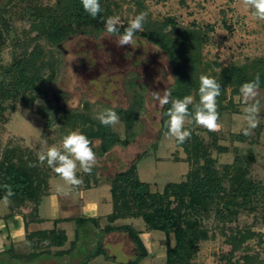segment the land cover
Masks as SVG:
<instances>
[{"label":"rangeland","instance_id":"1","mask_svg":"<svg viewBox=\"0 0 264 264\" xmlns=\"http://www.w3.org/2000/svg\"><path fill=\"white\" fill-rule=\"evenodd\" d=\"M139 1L141 9L131 0H102V5L103 9L108 8V17H119V24L129 22L139 13H145V21L153 25L171 20L174 26L169 24L166 30L195 28L206 32L209 42L202 48V57L203 63L210 64L212 68H208L204 75L213 76L228 65L239 66L264 59V21L256 20L242 0ZM54 3L55 0H0V17H3L8 25V30L3 31L4 44L0 45V65L9 64L14 57L20 55L23 51L20 45L24 42L28 44L29 50L35 44L40 45L44 53L43 59L51 60L55 67V77L53 82L46 86L45 97L33 94V103L29 94L5 101V105L8 108L13 106V109L4 112L0 119V149L12 142V145L18 144L22 149L29 148L36 157L45 141L49 146L55 145L62 149V138L72 129L65 124L63 115L54 111L55 106L98 121L94 118L95 112L103 108L127 109L135 103L139 95L142 97V106L134 127L127 132L120 120L110 126L115 136L121 140L128 139L126 146L117 145L104 151L99 147L98 140H91L97 157V164L92 170L95 175L112 177L137 158L143 157L137 164V173L142 182L150 185L152 192H161L168 182L183 181L190 169L184 161L186 156L183 150L175 145L174 137L160 134L163 108L151 96L152 91L163 92L166 89L172 94L175 76L173 64L165 52L138 36L135 37V45L118 47L115 43L117 37L109 36L104 27L85 29L58 46H52L43 38L35 39L37 31L31 27L32 21L25 15V8L52 6ZM214 63L221 68L214 67ZM47 74L48 71L44 73ZM256 99L261 103V112L258 127L250 136L242 134L243 128L246 127L244 109L247 105L241 94L234 97L228 95V100L224 103L227 109L218 121L220 129L209 131L215 134L213 138L207 129L195 124L193 126L196 127L195 134L203 141L201 163L204 157H210L219 170L221 166L232 164L234 159L238 158L248 170L249 177L264 186L263 89H258ZM37 106L50 109L47 118L38 113ZM190 122L191 119L187 117L185 129ZM73 131L81 133V127L77 126ZM214 139L216 147L212 145ZM153 145L158 149L155 152ZM38 165L43 175L36 180L41 184L46 185L48 178L58 176L46 163ZM76 175L82 180L88 177L96 178L92 174L84 173L78 163ZM56 181L61 182V186L53 188L54 190L60 191L69 187L61 178L49 180L53 187ZM174 205L178 207L177 203ZM47 208L44 199L41 212L43 215H52L45 213ZM29 210L30 207L21 209L22 213ZM9 212L8 203L0 201V216ZM15 217L19 223L20 214H15ZM11 221L12 225H8V229L10 235H13L14 244L6 241L11 239L9 234L7 237L9 232L4 230L6 226L3 225L4 228L0 229V236L3 237L0 252L11 246L16 254H29L31 248L25 240L22 222L17 228L13 226L12 218ZM140 224L144 227L142 220ZM204 226L208 229L209 239L198 244L197 253L187 264H249L240 260V256L245 253L257 256L259 262H264L263 199L258 200L256 204L254 202L252 209L238 210L231 222L223 223L211 215L209 220H204ZM50 228L51 224L40 228L30 225L28 231ZM63 228L68 240L72 241L77 226L69 223ZM82 229L79 230V240L72 250L70 243H66L62 248H52V255L42 256L34 261L14 259L3 254L0 255V264H84L99 245L105 250V255L98 256L89 264H124L134 259L135 246L127 233L114 232L105 235L100 230L95 231L93 227L87 229L88 232H81ZM245 230L254 232L255 236L235 248L234 241L238 237L236 233ZM163 236L162 232L152 231V237L149 236L146 242H151L149 250L154 264H165L166 252L164 254L162 246L158 244L164 242L161 241ZM151 240L157 244H152ZM59 250L69 251L62 256L53 255Z\"/></svg>","mask_w":264,"mask_h":264},{"label":"trees","instance_id":"2","mask_svg":"<svg viewBox=\"0 0 264 264\" xmlns=\"http://www.w3.org/2000/svg\"><path fill=\"white\" fill-rule=\"evenodd\" d=\"M131 1L135 2L139 9L142 8L141 1ZM100 4L102 12L95 19L83 10L80 0H55L54 5L44 7L27 6L24 13L32 21L31 27L37 31L35 39L43 38L52 46H58L85 29L103 28L109 12L108 8L103 9L102 0ZM128 23L123 22L118 25L120 33H123ZM169 24L174 26L171 20L155 25L145 21L136 36L165 52L173 64L175 76L172 99L192 96L193 104L189 105V112L192 113L193 106L199 102V76L206 74L207 69L211 67L210 64L203 63L202 57V48L209 42V36L206 32L195 28L166 30ZM4 30H8L7 21L0 17V45L4 44ZM20 46L23 48L20 55L14 57L9 64L0 65V119L4 112L13 109V106L8 108L5 105L7 99L15 100L18 96L25 97L29 94L33 103V94L45 97L46 86L50 85L55 77L54 64L51 60L43 59L44 53L40 45L35 44L30 50L28 44L24 42ZM212 65L221 68L218 64ZM263 68L264 59H259L250 64L225 66L211 76L221 85V95L217 98L219 117L227 109L224 103L228 100V95L238 96L240 86L252 80L257 73L260 74L261 80L259 88L264 90ZM46 71L48 74L44 75ZM141 103L142 97L138 95L135 103L129 108L114 109L127 132L139 119ZM170 106V104L165 105L162 109L160 134L167 132L164 127L167 117L164 113ZM37 111L42 117L47 118L50 109L37 106ZM54 111L63 115L65 124L71 127L72 131L77 126L81 127V133L90 141L98 140L99 147L104 151L117 145L128 144L127 138L121 140L112 133L110 126L106 127L99 121L83 114L64 111L58 106H55ZM189 118L191 122L187 130L191 131V138L183 144L175 139V145L183 150L186 156L184 161L190 167L183 181L168 182L161 192H152L150 185L142 182L137 174V163L143 157L137 158L112 177H107L110 184L112 212L106 216L107 225L101 229V232L105 235L114 232L128 234L136 251L135 258L130 264H138L148 256V253L135 229L126 225H113L119 219H141L147 231L162 232L168 246L166 264H187L197 253L198 244L209 239L204 220H209L211 215H214L215 219L228 223L232 221L238 210L252 209L254 202L256 204L258 200H264V186L249 177V172L242 166L240 159L235 158L232 164L223 165L219 170L210 157H204L201 163L203 141L195 134L196 127L193 126L195 123L191 115ZM208 134L212 138L215 136L209 131ZM212 145L216 147L215 139ZM152 149L155 151L156 146L153 145ZM30 162L36 163V166L29 167ZM90 174L96 176L94 170ZM42 175L43 171L38 165L37 157L33 156L29 148L22 149L18 144L12 145V142H9L8 146L0 149V201L5 200L4 185H11L15 195L9 198L10 202H7L11 210L10 214L22 213L21 209L30 207L28 212L22 213L25 228L30 223L41 221L37 215L38 205L41 198L48 193L47 185L36 180ZM86 182L85 188L90 187L88 178ZM175 203L178 207H175ZM69 221H73L77 226L74 239L70 243L72 250L79 240L80 228L86 227L87 224L92 223V220L76 218ZM236 234L238 237L234 241L235 248L255 236L250 230L238 231ZM25 239L31 248L29 254H16L10 247L0 252V255L6 254L14 259L34 261L42 256L52 255V248H62L67 242L65 232L55 229L27 233ZM170 239L174 242L172 247L169 246ZM68 251L59 250L53 255L62 256ZM104 251L99 245L88 259L103 256ZM240 260L249 264H264L257 260V256L247 253L240 256Z\"/></svg>","mask_w":264,"mask_h":264},{"label":"clouds","instance_id":"3","mask_svg":"<svg viewBox=\"0 0 264 264\" xmlns=\"http://www.w3.org/2000/svg\"><path fill=\"white\" fill-rule=\"evenodd\" d=\"M83 10L93 19L102 12L100 0H80ZM243 5L251 10L252 16L258 21H264V0H242ZM146 20L145 13H139L132 18L128 26L120 33L118 16L108 17L104 21L105 32L109 36H116L115 43L118 47L136 44V33L139 32ZM260 74L247 82H244L239 92L246 103L244 109L246 127L243 128L242 134L250 136L252 131L258 127V117L261 112V103L256 99L258 89L260 87ZM199 102L193 106V112H189V105L193 104L191 96L172 99L171 92L166 89L161 91H152V99L158 102L163 108L165 105H171L164 115L167 119L164 121L166 127V135L174 137L176 141L183 144L187 139L191 138V131L185 129V120L191 115L195 125L205 128L208 131H218L221 125L219 121V112L217 98L221 95V85L210 75L201 74L199 76L198 88ZM248 101H253L248 103ZM100 124L104 126H114L119 122V116L113 108H103L94 114ZM62 149L55 145L49 146L45 141L37 153V161L39 164H47L58 176H60L68 185L78 187L83 183L81 178L76 175L77 163L80 169L86 174H90L97 164L96 153L93 151L91 141L86 135L71 131L62 138ZM29 167H35L36 163H29ZM6 202H10L9 198L15 193L11 185H4ZM68 195V192H64Z\"/></svg>","mask_w":264,"mask_h":264},{"label":"crops","instance_id":"4","mask_svg":"<svg viewBox=\"0 0 264 264\" xmlns=\"http://www.w3.org/2000/svg\"><path fill=\"white\" fill-rule=\"evenodd\" d=\"M157 150L158 149H156L155 151H157ZM180 158H182V157L180 156ZM157 161H159V160H157ZM52 178L56 180V179H59L61 177L55 176V177L48 178L46 180L48 193H47V195H45L41 198L39 205H38V210H37L38 218L41 220L40 222L30 223L28 225V227L25 228L22 213L15 212V213L10 214L11 210L9 209V211H10L9 213H6V214H3L0 216V229H3L4 228L3 225H4V226H6V228L4 230H7L9 232L8 225H12L11 224L12 221L10 222L11 218L14 222L13 226H15L17 228L20 227L21 222H22L23 231L25 233V236L27 233L36 232V231H44V230L48 231V230H52V229L62 230L65 232V235H66V231L64 230L63 226H65L69 223H74L73 221H69V220H73L76 218H84V219L92 220V223L87 224L86 227H84L81 230V232H86V231L88 232L87 229H89V228L91 229V227H93V229L95 231H99V230L101 231V229H103L105 227V225H107L106 216L112 212L110 184L108 182L107 177H105L104 175H101V176L96 175L95 179H94V177H88L89 184H90V187H88V188H85V185L87 184V182H86V178H84L83 183L80 186L73 187V186L69 185V187L67 189H63L60 191H57V189L54 190L53 188H56V187L59 188L61 186L60 185L61 182H57V181L54 182L55 187H53L52 186L53 184H51V182H49V180H51ZM104 182H105V184H104ZM64 192H68L69 194L64 195L63 194ZM44 199L46 200V204L48 207L47 212H45V213L46 214H52V215H43L42 214L41 208H42V203H43ZM8 207H9V205H8ZM23 213H26V212H23ZM15 214H20L21 218H20L19 223H17V218L15 217ZM140 220L141 219H131V218L119 219V220L115 221V223L113 225H115V226L126 225V226H130L133 229H135L139 233V237L142 241V244L144 245V247L148 253V256L146 258H144L143 260H141L138 264H154L153 258L151 257V251L149 250V247H150L149 245L151 242L149 244L146 243L149 236L152 237V231H146L145 226L144 227L141 226ZM45 224H51L52 228H50V229H38L35 231H28V228L30 225H36L37 227L40 228L41 226H43ZM8 234L10 235V232L7 233V237H8ZM74 235H75V233H74ZM2 239H3V237L0 236V242L3 241ZM9 239H11V240L10 241L6 240V241L14 244L13 235H10ZM152 239H154V238H152ZM72 241H69L68 237H67V242H66L67 244L71 243ZM161 241H164V242H161L158 244H160L162 246L161 248L163 249V252L165 254L166 249H167L166 248L165 235L163 236V239H161ZM153 242L154 241H152V244H153ZM154 243H156V242H154ZM170 243H171L170 247H172L174 244L173 240L170 239ZM170 243H169V245H170ZM163 245H165V247H163ZM1 246H2V244H1ZM124 252L126 253V251H124ZM131 256H133V255H131ZM96 258H94V259H88L87 258L88 261H86V264L91 263ZM134 258H135V256H134ZM133 260H130L129 262L124 263V264H130ZM165 264H166V259H165Z\"/></svg>","mask_w":264,"mask_h":264}]
</instances>
